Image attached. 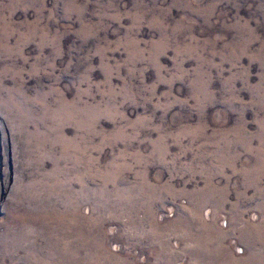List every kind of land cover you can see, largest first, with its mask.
<instances>
[{
    "label": "rangeland",
    "instance_id": "374dc122",
    "mask_svg": "<svg viewBox=\"0 0 264 264\" xmlns=\"http://www.w3.org/2000/svg\"><path fill=\"white\" fill-rule=\"evenodd\" d=\"M0 264H264V0H0Z\"/></svg>",
    "mask_w": 264,
    "mask_h": 264
}]
</instances>
